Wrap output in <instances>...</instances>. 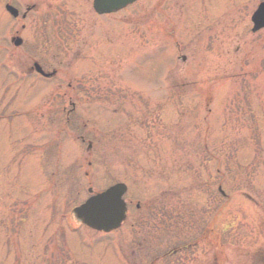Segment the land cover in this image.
<instances>
[{"label": "rangeland", "instance_id": "1", "mask_svg": "<svg viewBox=\"0 0 264 264\" xmlns=\"http://www.w3.org/2000/svg\"><path fill=\"white\" fill-rule=\"evenodd\" d=\"M92 1L10 0L20 12L34 6L25 22L12 21L0 0V264H124L119 251L137 264L147 249L138 239L149 232L135 219L146 217L147 204L179 202L192 213L184 235L223 204L225 221L243 222L233 233H244L227 249L257 258L264 252V30L252 33L250 16L261 0H138L107 16H97ZM15 35L21 47L11 46ZM33 59L58 69L57 80L26 78ZM76 82L103 115H92L93 104L77 106L76 118L65 113ZM210 155L222 160L221 177ZM120 181L143 206L120 230L71 232L58 220L89 186L96 192ZM158 234L172 237L174 229ZM147 244L169 248L166 238Z\"/></svg>", "mask_w": 264, "mask_h": 264}, {"label": "flooded vegetation", "instance_id": "2", "mask_svg": "<svg viewBox=\"0 0 264 264\" xmlns=\"http://www.w3.org/2000/svg\"><path fill=\"white\" fill-rule=\"evenodd\" d=\"M31 12L32 11H30L29 14ZM65 29H66V27H62V29H60V31L63 35H66L68 32L67 29L66 30ZM74 30H76V29H74ZM77 38H78V36H77ZM63 39H65V36H63ZM75 39H76V36H75ZM87 42H89V41H87ZM90 44H94V41H90L89 45ZM86 45H88V43ZM98 52H97V54H98ZM77 53L78 54L75 57L76 59H80V58H77L79 56L81 58L84 56V55L82 56L79 52H77ZM90 57L93 60V62H95V59H97V58L100 59L99 54H98V57L95 58L94 51H92V54H90ZM102 57H104L106 60H109L110 52H108V51L105 52ZM40 64L42 65V68H44L46 70H51L47 67L48 63L46 64V63L40 61ZM59 73H60V71L57 69L56 75L59 76ZM73 77L75 78L76 76L74 75ZM74 84L75 85L73 86L72 91H73V93H75L74 97L76 99V102L72 103V111H75L77 106L88 111L90 108L89 106H86V107L81 106V105L86 104L84 101L81 100V98H86V99L90 98V97L88 98L87 96L84 95V92H87V91L82 90L80 82H76ZM205 238H208V240L206 242H208L209 244L207 245L206 248H209V249L204 250L202 253H198L199 256H193V251L187 250V252H186L187 255L182 253L181 251H173V252L168 253V254H166L167 252L161 251L158 253H152L151 256H146L144 258L146 259L147 263H149V264H181V262L179 260L181 258L179 255L183 254V259H185L184 264H255V257L250 253H244V254L240 255L237 252L230 251V252H232V255H229L225 250H223L224 235L216 234L214 236H206ZM213 249H216V250L213 251ZM206 253L208 255H206ZM193 258H195L194 261H192Z\"/></svg>", "mask_w": 264, "mask_h": 264}, {"label": "water", "instance_id": "3", "mask_svg": "<svg viewBox=\"0 0 264 264\" xmlns=\"http://www.w3.org/2000/svg\"><path fill=\"white\" fill-rule=\"evenodd\" d=\"M132 1L134 0H96L97 5H101V7L106 4L108 10L117 9ZM10 11L14 15L16 14L12 9ZM254 22L258 27L264 25V4L259 7ZM124 191L123 185H116L105 193L90 198L85 204L74 210L76 218L100 231H110L119 227L125 218V206L121 200Z\"/></svg>", "mask_w": 264, "mask_h": 264}]
</instances>
